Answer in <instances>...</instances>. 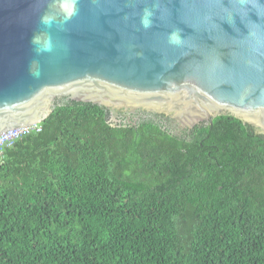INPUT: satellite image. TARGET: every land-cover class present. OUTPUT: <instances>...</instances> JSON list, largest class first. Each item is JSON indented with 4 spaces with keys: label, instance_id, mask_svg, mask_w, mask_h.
<instances>
[{
    "label": "trees",
    "instance_id": "trees-1",
    "mask_svg": "<svg viewBox=\"0 0 264 264\" xmlns=\"http://www.w3.org/2000/svg\"><path fill=\"white\" fill-rule=\"evenodd\" d=\"M0 164V264H264V134L114 126L63 99Z\"/></svg>",
    "mask_w": 264,
    "mask_h": 264
},
{
    "label": "water",
    "instance_id": "water-1",
    "mask_svg": "<svg viewBox=\"0 0 264 264\" xmlns=\"http://www.w3.org/2000/svg\"><path fill=\"white\" fill-rule=\"evenodd\" d=\"M77 7L65 24L57 0H0V134L42 123L63 99L173 113L192 128L231 115L264 134V0H79ZM145 8L153 12L147 30ZM45 14L57 16L50 29L40 23ZM176 29L180 46L168 41ZM42 33L55 47L38 55L31 41Z\"/></svg>",
    "mask_w": 264,
    "mask_h": 264
},
{
    "label": "clouds",
    "instance_id": "clouds-1",
    "mask_svg": "<svg viewBox=\"0 0 264 264\" xmlns=\"http://www.w3.org/2000/svg\"><path fill=\"white\" fill-rule=\"evenodd\" d=\"M59 5L63 22L66 24L78 13V3L79 0H57ZM152 16L153 12L150 8H145L143 15L140 17L141 26L147 30L152 27ZM57 16L52 14H45L41 16L40 23L46 28L50 29L52 25L56 22ZM168 41L170 44L175 46H180L184 43V38L181 35V30L176 29L168 34ZM32 44L38 55L43 53H51L54 50V43L51 36L47 33L36 34L32 37ZM33 64H38V61H33ZM34 76H39L38 72L31 73Z\"/></svg>",
    "mask_w": 264,
    "mask_h": 264
},
{
    "label": "flooded vegetation",
    "instance_id": "flooded-vegetation-1",
    "mask_svg": "<svg viewBox=\"0 0 264 264\" xmlns=\"http://www.w3.org/2000/svg\"><path fill=\"white\" fill-rule=\"evenodd\" d=\"M61 100H55L54 105L56 107ZM108 116L109 122L114 126H127V125H137L140 121L156 119L162 125L164 129H172L173 131L179 132L185 129H192V127H182L179 122H177L173 113H156L150 112L146 108H108ZM200 124L207 126L209 124L208 121L201 122Z\"/></svg>",
    "mask_w": 264,
    "mask_h": 264
},
{
    "label": "built area",
    "instance_id": "built-area-1",
    "mask_svg": "<svg viewBox=\"0 0 264 264\" xmlns=\"http://www.w3.org/2000/svg\"><path fill=\"white\" fill-rule=\"evenodd\" d=\"M42 127L39 124L33 126H25L8 130L0 134V164L4 162V149L14 146L15 142L30 133H40Z\"/></svg>",
    "mask_w": 264,
    "mask_h": 264
}]
</instances>
